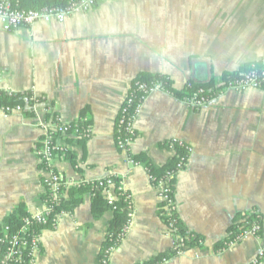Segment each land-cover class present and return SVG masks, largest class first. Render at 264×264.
<instances>
[{
  "label": "crops",
  "instance_id": "0c3cea01",
  "mask_svg": "<svg viewBox=\"0 0 264 264\" xmlns=\"http://www.w3.org/2000/svg\"><path fill=\"white\" fill-rule=\"evenodd\" d=\"M262 59L264 0H99L62 23L0 30V90L41 98L29 114L0 112V221L21 204L31 216L44 211L42 124L56 117L88 122L90 137L63 138L67 153L51 165L67 189L111 176L130 196V224L108 264H142L170 253L174 240L159 217L157 190L143 166L130 165L116 148L119 109L140 74L166 75L181 91L189 82L220 86L224 74ZM135 133L129 154L155 166L174 155L166 142L190 148L175 205L203 242L159 264H250L264 248V91H222L199 111L155 92ZM103 195L115 199L112 189ZM251 212L261 218L260 236L215 251L235 217ZM113 216L109 210L93 219L85 195L53 230L41 232L32 264H96Z\"/></svg>",
  "mask_w": 264,
  "mask_h": 264
},
{
  "label": "trees",
  "instance_id": "16d2710c",
  "mask_svg": "<svg viewBox=\"0 0 264 264\" xmlns=\"http://www.w3.org/2000/svg\"><path fill=\"white\" fill-rule=\"evenodd\" d=\"M69 0H9L13 8L39 11L45 8L62 7L68 3ZM255 65L260 69L264 67V59L245 64L233 73H226L222 76L221 83H224L232 78L240 76L246 72L251 65ZM140 83H146L152 85L159 83L163 86L168 93L179 100H184L187 97L195 95L199 90H204L205 94L221 93L224 91L223 87L216 86L214 82L207 84H197L189 82L181 91H175L172 87V81L166 75L161 74H140L134 81ZM41 102V98L34 96L31 91H24L18 93H9L7 91L0 90V108L6 106L20 105L25 111L28 112V107H33L34 104ZM88 125V122L81 123ZM85 141L86 139H80ZM167 148L174 150V155L163 166H155L144 155L132 156V159L139 162L147 174L153 177L151 184L155 187L158 182L163 181L164 187L169 189V195L175 196L176 179L179 171H181L188 160V152L186 150V144L179 145L177 142L169 141L163 144ZM115 186H118V181L114 180ZM66 197L54 200L49 192H45L42 196L44 205L49 208L50 213L46 218V224H37L31 215L25 210L23 204L19 205L7 216L0 221V264H32L34 256L31 253L30 241L32 238L41 235L44 230H53L57 225V217L64 213H72L76 207H78L83 197L87 194L90 195V208L93 219H98L106 211L111 210L114 214L113 219L108 223L106 227V234L101 245L96 264H102L103 259L106 258V252L110 248H117L121 242L124 234L125 227L128 223V204L124 201L127 194L118 192L117 199L110 202L103 195V190L98 189L95 182L81 183L79 185L66 188ZM128 195V194H127ZM159 217L162 222L167 226L171 237L176 243V247L168 254L157 255L154 259L144 262L142 264H159L163 261H167L170 258L185 252L192 248H200L203 242V238L190 232L178 217L177 210L165 208L163 203L159 204L158 210ZM28 220L29 224L25 232H21L25 226V221ZM245 223L248 225L245 226ZM256 223L260 226V231L257 237L261 234V218L256 212L237 215L229 227V236L220 243H217L214 247L215 251H221L229 244L237 242L238 237L244 230H246L251 224ZM7 229V230H6ZM13 236H17L20 240L25 241L26 245L22 244L15 249L19 251L20 258L13 257L12 259H5V254L10 248V240ZM41 253V249L37 251V254ZM108 264V262H107Z\"/></svg>",
  "mask_w": 264,
  "mask_h": 264
},
{
  "label": "built area",
  "instance_id": "2783aa9c",
  "mask_svg": "<svg viewBox=\"0 0 264 264\" xmlns=\"http://www.w3.org/2000/svg\"><path fill=\"white\" fill-rule=\"evenodd\" d=\"M99 0H69L65 6L45 8L39 11L25 10L13 8L9 0H0V30L9 33L22 27H30L35 23H62L67 18L71 17L78 12H87L97 5ZM224 91H245V90H260L264 91V67L256 68L255 65H251L250 68L236 78H232L224 83L220 84ZM9 95L12 92H9ZM155 92H163L169 94L168 91L159 83L148 85L146 83L135 82L129 89L127 96L125 97L118 113L117 122L115 126L114 140L116 148L123 153L127 154V162L133 166H140L141 164L132 159L129 154V147L136 137L135 123L140 117L145 100ZM221 94V93H220ZM219 93L205 94L204 90H199L195 95L185 98L183 101L194 111H199L205 106L212 104ZM20 105L1 107L0 112L5 115L13 113H20L22 111ZM90 126L83 125L80 122L64 123L59 118H51L42 124V130L44 133L42 144L39 150H37V156L43 169L42 184L45 188V192H49L54 200L65 197V189L67 188L63 178L52 167L51 162L58 156L67 153V146L61 142L63 138H73L75 140L88 139L90 137ZM177 142L179 145L184 143ZM185 145V144H184ZM186 150L190 152L189 146L186 145ZM149 181L154 179L148 174ZM96 186L103 192L112 189L114 190L115 199H117L118 192H122L120 184L115 186L114 179L111 176L97 180ZM157 190L160 203H163L165 208H176L175 196L169 195V189L164 187L163 181L158 182L155 186ZM114 199V200H115ZM112 198H108L109 203L114 201ZM124 201L128 204V223L125 227V231L130 224L132 217V203L129 195H125ZM50 213L49 208L44 206V211L31 216L37 224H46V218ZM59 217V216H58ZM57 217V219H58ZM29 221H25V226L21 232H25ZM248 223H245V226ZM7 230V229H6ZM260 231V226L256 223L251 224L246 230L240 234L237 241H242L249 237H257ZM123 234V236H124ZM123 238V237H122ZM10 248L5 254V259H12L16 257L20 258L19 251L15 248L26 245L25 241L20 240L17 236H13L10 240ZM40 246L39 236L34 237L30 241L31 253L35 258ZM176 247V243L173 242V248ZM114 248H110L105 254L106 258L103 259L102 264L109 262V257ZM250 264H264V248L259 250L256 257Z\"/></svg>",
  "mask_w": 264,
  "mask_h": 264
}]
</instances>
